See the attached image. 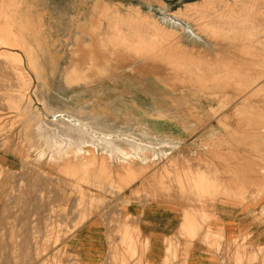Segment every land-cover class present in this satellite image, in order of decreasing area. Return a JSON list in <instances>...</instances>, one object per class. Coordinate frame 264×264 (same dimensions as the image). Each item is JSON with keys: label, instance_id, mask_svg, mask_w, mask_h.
<instances>
[{"label": "rangeland", "instance_id": "1", "mask_svg": "<svg viewBox=\"0 0 264 264\" xmlns=\"http://www.w3.org/2000/svg\"><path fill=\"white\" fill-rule=\"evenodd\" d=\"M0 7V264H264V0Z\"/></svg>", "mask_w": 264, "mask_h": 264}, {"label": "bare ground", "instance_id": "2", "mask_svg": "<svg viewBox=\"0 0 264 264\" xmlns=\"http://www.w3.org/2000/svg\"><path fill=\"white\" fill-rule=\"evenodd\" d=\"M249 1H250V0H249ZM262 2H263V0H262ZM212 3H213V2H212ZM250 4H251V3H250ZM248 5H249V4H248ZM4 6H6V5H4ZM7 6H8V5H7ZM11 6H12V5H11ZM188 6H189V5H188ZM208 7H209V6H208ZM0 8H1V7H0ZM4 8H5V7H4ZM4 8H3V10L5 11ZM225 8H226V7H225ZM8 9H9V7H8ZM201 9H202V8H201ZM204 9H205V8H204ZM6 10H7V9H6ZM205 10H206V9H205ZM232 10H233V9H232ZM4 11H3V12H4ZM1 12H2V11H1ZM4 13H5V12H4ZM3 15H4V14H3ZM8 15H10V14L8 13ZM8 15H7V19H8V17H10V16H8ZM229 15H230V14H229ZM255 15H256V14H255ZM1 16H2V15H1ZM4 16H6V15H4ZM11 16H12V15H11ZM18 16H19V15H18ZM119 16H120V15H119ZM131 16H132V15H131ZM138 16H139V15H138ZM209 17H210V16H209ZM226 17H227V16H226ZM10 18H11V17H10ZM227 18H228V17H227ZM227 18H226V19H227ZM230 18H233V17H230ZM254 18H255V17H254ZM7 19H6V20H7ZM204 19H205V18H204ZM238 19H239V18H238ZM244 19H246V18L244 17ZM244 19H243V20H244ZM13 20L15 21L16 19H13ZM21 20H22V19H21ZM116 20H117V19H116ZM202 20H203V19H202ZM224 20H225V19H224ZM231 20H232V19H231ZM233 20H234V19H233ZM247 20H248V19H247ZM4 21H5V20H4ZM17 21H18V20H17ZM118 21L122 23V21H120V20H118ZM138 21H139V20H138ZM227 21H230V20H227ZM244 21H245V20H244ZM244 21H242V22L244 23ZM248 21H249V20H248ZM5 22H6V23H5ZM5 22H4L5 24H4L3 26H0V35L2 34V37H0V42H1V40H2L3 42H5V41H9V42H10L11 40H12V41L14 40V42H15V40H16V36L13 34V31H12V28H11L12 26L8 23V21H5ZM115 22H116V21H115ZM119 22H118V23H119ZM230 22H231V21H230ZM1 23H3V22H1ZM12 23H13V22H12ZM15 23H16V22H15ZM123 23H124V22H123ZM233 23H234V22H233ZM246 23H248V22H246ZM246 23H245V24H246ZM17 24H20V23L17 22ZM115 24L117 25V23H115ZM119 24H120V23H119ZM155 24H156V23H155ZM226 24H227V22H226ZM245 24H244V26H245ZM248 24H250V23H248ZM0 25H2V24H0ZM116 25H115V26H116ZM146 25H147V24H146ZM207 25H208V24H207ZM222 25H224V24L222 23ZM228 25H229V23H228ZM230 25H231V24H230ZM13 26H14V25H13ZM17 26H18V25H17ZM113 26H114V25H113ZM115 26H114V27H115ZM118 26H120V25H118ZM247 26H248V25H247ZM14 27H15V26H14ZM19 27H20V26H19ZM221 27H223V26H221ZM112 28H113V27H112ZM120 28H121V27H120ZM207 28H208V26L206 27V30H208ZM212 28H214V27L212 26ZM14 29H15V28H14ZM113 29H114V28H113ZM163 29H164V28H163ZM18 30L20 31L19 28H18ZM114 30H115V29H114ZM120 30H121V29H120ZM120 30H119V29L115 30V33H114V34H116L117 32H119ZM157 30H158V29H157ZM202 30H203V29H202ZM122 31H123V30H122ZM125 31H126V30H125ZM125 31H124V33H125ZM129 31H130V30H129ZM131 31H133V30H131ZM131 31H130V32H131ZM167 31H169V30H167ZM113 32H114V31H113ZM120 32H121V31H120ZM127 32H128V31H127ZM133 32H135V31H133ZM169 32H170V31H169ZM15 33H16V32H15ZM18 33H19V32H18ZM117 34H118V33H117ZM120 34H121V33H120ZM122 34H123V32H122ZM126 34H127V33H125V35H126ZM128 34H131V33H128ZM134 34H135V33H134ZM136 34H137V33H136ZM125 35H123V36H125ZM132 35H133V34H132ZM137 35H139V33H138ZM149 35H150V34H149ZM19 36H20V35H19ZM115 36H116V35H115ZM113 37H114V36H113ZM114 38H115V37H114ZM114 38H113V39H114ZM125 38H126V37H125ZM115 39H116V41H117V38H115ZM118 39H121V38L118 37ZM123 39H124V38H123ZM127 39H128V38H127ZM151 39H152V38H151ZM19 40H20V39H19ZM111 40H112V39H111ZM195 40H196V39H195ZM12 41H11V43H12ZM121 41H123V40H121ZM124 41H125V40H124ZM134 41H135V40H134ZM3 42H2V43H3ZM9 42H7V44L10 46ZM20 42H21V41H20ZM114 42H115V41H114ZM132 42H133V41H132ZM142 42H143V41H142ZM152 42H153V41H152ZM111 43L113 44V42H110V44H111ZM118 43H119V42H118ZM122 43H123V42H122ZM129 43H130V42H129ZM133 43H134V42H133ZM154 43H155V42H154ZM4 44H6V43H4ZM7 44H6V45H7ZM116 44H117V42H116ZM119 44H120V43H119ZM124 44H125V43H124ZM124 44H123V45L121 44V45L124 46ZM135 44H136V43H135ZM198 44H199V43H198ZM6 45H5V46H6ZM13 45H14V43L12 44V46H13ZM21 45H22V44H21ZM102 45H103V44H102ZM133 45H134V44H133ZM5 46H4V47H5ZM9 46H8V47L6 46V47L9 48ZM15 46L17 47V45H15ZM114 46H116V45H114ZM114 46H113V47H114ZM126 46L129 47V45H126ZM131 46H132V45H131ZM140 46H141V45H140ZM187 46H188V45H187ZM203 46H204V45H203ZM16 47H15V48H16ZM132 47H133V46H132ZM136 47H137V46H136ZM142 47H143V46H142ZM12 48H13V47H12ZM127 49H128V48H127ZM132 49H133V48H132ZM132 49H130V51H131ZM137 50H138V51H139V50H142V51H143V48H139V47H138ZM9 51H10V50H9ZM127 51H128V50H127ZM135 51H136V50H135ZM135 51H134V52H135ZM132 52H133V51H132ZM8 54H9V57H10L13 61H18V62H19L20 59H21V58L17 55L18 53L16 54L15 52H9ZM139 54H140V52H139ZM10 58H6V59H8L9 62L13 63L12 60H10ZM19 58H20V59H19ZM8 60H7V61H8ZM7 61H6V62H7ZM7 63H8V62H7ZM20 63H21V61H20ZM16 69H18V68H16ZM19 69H20V68H19ZM74 69H75V68H74ZM74 69H73V70H74ZM75 71H76V70H74V72H75ZM13 74H14V73H13ZM21 74H22V73H21ZM21 74H20V75H21ZM71 74H72V73H71ZM76 74H78V73H76ZM22 75H23V74H22ZM22 75L20 76V78L23 77ZM76 77H78V76H76ZM24 78H26V77H24ZM64 78H65V77H64ZM72 80H73V79H72ZM20 81H22V79H21ZM66 81H67V80H66ZM24 82H25V81H24ZM27 82H28V81H27ZM72 82H73V81H72ZM67 83H68V82H67ZM21 84H22V83H21ZM26 84H27V83H26ZM77 84H78V83H77ZM22 85H23V84H22ZM24 85H25V84H24ZM195 95H196V94H195ZM199 95H200V94H199ZM15 99H16V98H15ZM196 99H197V98H196ZM9 100H11V99H9ZM12 100L14 101V99H12ZM15 102L17 103L16 100H15ZM12 104H13V102H12ZM46 104H47V103H46ZM13 105L16 106L15 104H13ZM46 107H47V105H46ZM49 107H50V106H49ZM15 108H16V107H15ZM48 112H49V111H48ZM55 114H56V113H55ZM225 118H226V117H225ZM226 119H227V118H226ZM226 119H225V121H226ZM218 121H219V120H218ZM219 122H220V123H218V124H222L221 121H219ZM36 123H37V122H36ZM38 123H39V122H38ZM33 124H34V123H33ZM33 124H31V125H33ZM38 125H39V124H38ZM41 125H42V122H41ZM43 125H44V124H43ZM33 128H34V127H33ZM35 128H36V127H35ZM43 128H44V127H43ZM46 128H47V127H45L44 129H46ZM36 129H37V128H36ZM36 129H35V130H36ZM48 129H49V128H48ZM63 129H64V128H63ZM39 130H40V129H39ZM50 130H51V129H50ZM40 131H42V130H40ZM46 131H47V129H46ZM52 131H55V129H54V130L52 129ZM57 131H58V130H57ZM60 131H61V130H60ZM60 131H59V132H60ZM44 132H45V130H44ZM48 132H49V131H48ZM59 132H57V133H59ZM61 132H62V131H61ZM52 133L54 134V132H52ZM57 133H55V136H56ZM37 134H38V133H37ZM41 134H43V133H41ZM39 135H40V134H39ZM58 135H59V134H58ZM68 135H69V134H68ZM45 136H46V135H44V138H45ZM47 136H48V134H47ZM62 136L64 137V136H67V135H66L64 132L61 133V136H60V137H61V141H62V142H60V143H64V142H65V144L69 146L70 144H69L66 140L62 139V138H63ZM48 137H49V136H48ZM48 137H46V138H48ZM50 137H52V136L50 135ZM58 137H59V136H58ZM60 137H59V138H60ZM56 138H57V137H56ZM65 138H67V137H65ZM69 139H70V138H69ZM51 140H52V139H51ZM54 140H55V139H54ZM57 140H58V139H57ZM52 141H53V140H52ZM72 142H74V141H72ZM53 143H55L54 145L57 144V142H53ZM72 144H73V143H72ZM72 144H71V146H72ZM59 145H61V144H59ZM59 145H58V146H59ZM63 145H64V144H63ZM52 147H53V146H52ZM55 147H57V145H56ZM60 147H62V146H60ZM64 147H65V146H64ZM57 148H58V147H57ZM57 148H56V149H57ZM67 148H68V147H67ZM58 149L60 150V148H58ZM58 149H57V150H58ZM54 150H55V149H54ZM59 150H58V151H59ZM91 154H92V153H91ZM90 156H92V155H90ZM89 158H90V157H89ZM91 158H92V157H91ZM91 158H90V159H91ZM93 159H94V158H93ZM26 161H27V160H26ZM91 161H94V160H91ZM25 168H26V167H25ZM85 169H86V164H83L82 167H81V171H82V170L84 171ZM106 175H107V174H106ZM106 175H104V176H106ZM127 175H128V174H126V176H127ZM111 176H112V175H111ZM91 177H93V176H91ZM98 177H99V176H98ZM96 178H97V177H96ZM106 178H107V177H106ZM84 179H85V178H84ZM99 179H100V178H99ZM89 180H90V179H89ZM92 180H93V179H92ZM85 181H86V180H85ZM85 181H84V182H85ZM122 181L124 182V179H123ZM89 182H90V181H89ZM91 182H92V181H91ZM99 182H100V181H99ZM77 183H78V182H77ZM93 183H94V182H93ZM124 183H127V181L124 182ZM94 184H95V183H94ZM99 184H100V183H99ZM101 184H102V182H101ZM104 184H105V183H104ZM107 185H108V184H107ZM125 185H126V184H125ZM128 185H129V183H128ZM99 186H102V185H99ZM99 186H98V187H99ZM105 186H106V185H105ZM109 187H110V186H109ZM122 187H123V186H122ZM78 188H79V187H78ZM99 189H101V188H99ZM109 189H111V188H109ZM102 190H103V189H101V191H102ZM106 191H107V190H106ZM106 191H105V192H106ZM108 191H111V190H108ZM80 192H81V191H80ZM102 192H103V191H102ZM89 194H90V192H89ZM89 194H88V195H89ZM103 194H104V193H103ZM105 194H106V193H105ZM76 196H77V195H76ZM76 196H75V197H76ZM79 196H81V195L79 194ZM91 198H92V197H91ZM77 199H78V198H77ZM80 201H81V200H80ZM82 201H84V200H82ZM88 201H89V200H88ZM92 201H93V200H92ZM76 203H77V202H76ZM105 203H106V202H105ZM78 204H79V203H78ZM80 205H81V204H80ZM89 205H91V204H89ZM76 206H77V205H76ZM95 206H96V205H95ZM71 207H72V206H71ZM91 208H92V206H91ZM96 208H97V207H96ZM77 209H78V208H77ZM72 210H73V209H72ZM78 211H79V209H78ZM186 217H187V216H186ZM186 217L184 216L183 221H184V219L187 220V221H190V220H188V217H187V218H186ZM191 221H192V220H191ZM191 221H190V222H191ZM182 223H183V222H182ZM185 223H186V222H185ZM185 223H183V226L181 225L182 228H186L187 226H191V225H187V226H186ZM187 223H188V222H187ZM129 224H130V223H129ZM192 224H193V223H192ZM124 225H125V224H124ZM124 225H122L123 228H124ZM126 225H127V223H126ZM127 227H130V226L127 225ZM181 227H180V228H181ZM123 228H122V229H123ZM190 228H191V227H190ZM192 228H193V227H192ZM124 229H126V230H125V231L123 230V231H124L123 233H124V234L126 233V236H127V234H128L127 232H130V230L128 231L129 228L127 229L126 226H125ZM131 229H132V228H131ZM206 229H207V228H206ZM136 230H137V229H136ZM191 230H192V229H191ZM191 230H190V231H191ZM137 231H138V230H137ZM193 231H194V230H193ZM131 232H132V231H131ZM131 232H130V233H131ZM181 232H184V231L182 230ZM186 232H187V231H186ZM186 232H184V234H186ZM191 232H192V231H191ZM191 232H190V233H191ZM195 233H196V232H195ZM195 233H193V234H195ZM134 234H135V233H134ZM184 234H183V235H184ZM130 235H131V234H130ZM130 235H128V236L130 237ZM189 235H192V233L189 234ZM206 235H207V234H206ZM128 236H127V237H128ZM131 237H132V235H131ZM205 237H206V236H205ZM186 238H187V237H186ZM190 238H191V237H190ZM169 247H170V246H169ZM166 249H168V248H166ZM170 249H171V248H170ZM166 261H167V260H166Z\"/></svg>", "mask_w": 264, "mask_h": 264}, {"label": "crops", "instance_id": "3", "mask_svg": "<svg viewBox=\"0 0 264 264\" xmlns=\"http://www.w3.org/2000/svg\"><path fill=\"white\" fill-rule=\"evenodd\" d=\"M144 216H146L147 218H149V220H152V219H155V218H157V219H164V218H166V216L163 214H159V213H156V214H154V212L152 213V214H145Z\"/></svg>", "mask_w": 264, "mask_h": 264}]
</instances>
